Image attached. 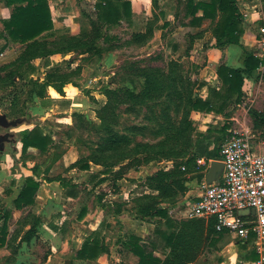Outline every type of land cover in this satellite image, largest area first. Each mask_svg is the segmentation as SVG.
<instances>
[{"label": "rangeland", "instance_id": "374dc122", "mask_svg": "<svg viewBox=\"0 0 264 264\" xmlns=\"http://www.w3.org/2000/svg\"><path fill=\"white\" fill-rule=\"evenodd\" d=\"M48 1L56 27L50 35L39 38L38 46L25 51L18 43H0V144L2 151H10L19 180L38 167L37 179L67 182L56 199L64 205L68 221L83 207L90 214L100 211L106 260L111 262V213L149 220L146 213L163 207L180 222L186 221L197 191L186 183L189 175L200 179L186 163L196 146L209 142L213 151L229 131L242 127L255 134L254 144L259 142L264 135V70L258 68L245 79L240 100L234 97L221 114L194 110L196 98L205 99L210 88H220V81L211 87L200 78L202 71L210 68L209 56L226 48L209 39L211 25L183 26L187 20L177 0H139L143 5L150 3V9L132 17L130 24L123 21L105 28L96 22L97 0H71V6L79 10L78 28L64 34L59 11L60 4L66 7L64 0ZM262 16L257 20L262 21L259 26L264 25ZM245 23H251L249 16ZM71 36L77 39L69 42L67 37ZM241 49L243 61V50H249L243 45ZM32 53L37 54L31 59ZM228 66L237 68L230 61ZM19 72L23 79L17 78ZM49 74H56L51 82L62 84L63 94L50 85L44 97H37L32 92ZM147 77L161 86L160 97L136 98L140 93L146 95ZM107 86L133 91V96L124 103L113 96L111 104L103 108L107 99L102 90ZM122 97L126 98L123 93ZM210 113L218 117L213 115L206 121L203 116ZM35 125L43 126L53 143L46 151L29 149L22 155L20 132ZM82 164L90 168L81 171L78 167ZM157 181L169 182L172 195L163 198L154 189ZM71 190L76 198L67 200L64 193ZM203 221L208 224V220ZM76 231L75 227L70 234L75 236ZM52 240L37 242L39 247L31 253L35 263H43L51 254V245L59 244L57 238ZM227 240L213 239L195 256L193 264L224 261L228 258L226 246L236 241L234 237Z\"/></svg>", "mask_w": 264, "mask_h": 264}, {"label": "crops", "instance_id": "0c3cea01", "mask_svg": "<svg viewBox=\"0 0 264 264\" xmlns=\"http://www.w3.org/2000/svg\"><path fill=\"white\" fill-rule=\"evenodd\" d=\"M129 1L133 8L132 17L138 16L143 10L150 9V3H148L149 5H143L144 3L139 2V0ZM236 1L239 11L245 9L249 13L251 20V23L247 25L243 21L244 32L240 38L241 45L250 51L254 49V37L256 28L259 26L258 23H262V21L257 20L260 17L263 18L264 3L261 0ZM59 2H62V0H59ZM63 2L66 7L64 8L63 4L59 6V11L61 12L60 27L64 28L66 31L64 34H67L69 29L74 30L78 28L80 14L77 7H74V10L71 6V0H64ZM50 10L54 27H56L52 6H50ZM9 14V8L0 2V23L2 20L7 19ZM72 15L75 16V19L72 18ZM202 24V26H210L211 21L205 19ZM209 39H213L211 34L209 35ZM1 42L4 45L8 44L4 40H0ZM4 54L5 52L2 51L1 55ZM241 54V47L232 45L227 46L224 51H219L209 56V62L213 67L210 65L209 70L202 71V75L200 76L201 80L207 83V86L215 87L219 83L216 68L220 64L228 65L229 61L235 64L236 67H241ZM213 115L215 114H204L203 117L208 121ZM215 116L216 118L218 117V115ZM190 164L192 165V162ZM31 175L32 173L25 176V178ZM25 178L21 181L19 180V171L13 172V160L10 151L8 149L0 151V234L5 227L7 234L5 244L0 248V264H64L67 260H71L73 264H136L138 258L130 252L128 245L132 237L139 239L138 246L146 254L152 255L161 262L166 261L170 257L173 237L179 232L182 224V221L180 222L171 213V210H166L167 216L165 218L154 216L148 217L149 220L141 218L130 219L120 215L118 212L111 213V262H109L106 260L105 255L107 252V243L104 239L105 237H103V230L100 227V211L90 214L88 208L83 207L82 209L86 210V214L83 217L79 218L81 209L73 220L68 221V216L63 211L65 208L64 205L56 199L58 193L62 195L63 187L61 186L60 179H48L46 181L37 178L35 179L39 182V188L34 198V204L18 208L15 205V200L24 187ZM186 185H189L191 189L197 188L195 193L197 198L198 179L189 175V181ZM64 196L67 200L76 198V196H67L66 192ZM121 200L123 201V199H119L118 202H122ZM196 200L194 198V201ZM161 208L163 209V207ZM53 209L56 213H54ZM193 219L203 218H189L183 222H189ZM75 227L77 231L74 236L70 232ZM95 232L99 235L103 252L93 261L76 258V253L80 250L82 244ZM233 237L236 241H230L226 246L228 258L224 261H219L217 264H264V240L259 242L254 236H250L247 239H240L234 234L222 233L211 235L210 242L213 239L228 241L227 238L230 240ZM54 238L58 239L59 246L57 244L51 245V254H48L43 263L39 261L35 263L31 258V253L36 247H39L37 242L40 239L46 242ZM206 246L208 247L210 245ZM72 254L73 256H71ZM253 256H256V258L253 259ZM193 263L190 262L188 264Z\"/></svg>", "mask_w": 264, "mask_h": 264}, {"label": "trees", "instance_id": "16d2710c", "mask_svg": "<svg viewBox=\"0 0 264 264\" xmlns=\"http://www.w3.org/2000/svg\"><path fill=\"white\" fill-rule=\"evenodd\" d=\"M264 3V0H261ZM10 10L9 17L1 21L3 32H0V40L6 42L18 43L25 46V51L31 47L39 45V38L51 34L54 24L52 20L51 10L48 0H0ZM179 9L183 12V26L192 28L199 27L203 20L211 21V35L218 47L239 46L241 47L240 38L244 32L243 20L237 6L236 0H177ZM96 22L99 26L110 28L119 25L121 22H132V4L129 0H97L95 3ZM95 25L93 26V28ZM68 41L77 39L76 36L67 37ZM108 39V37H106ZM244 56L242 66L233 68L225 64H220L217 68V76L220 81V88L209 89L207 98H196L193 102V109L205 112H213L221 114L227 103L234 97L239 101L245 79H248L260 65V59L255 56L254 51L243 50ZM37 53L30 54V58L36 56ZM32 59V58H31ZM31 72L35 71L32 65H27ZM56 74H49L48 79L40 85L38 90L32 93L37 97H44L47 86L53 87L59 94H63L62 84L54 85L51 77ZM23 79L19 72L17 78ZM163 90L159 84L149 79H145L144 94H138L136 98L151 96L158 98ZM122 93L126 98L122 97ZM102 94L106 97L107 107L111 104L113 96H117L118 102L124 103L128 97L133 96V91H123L122 89H111L108 86L102 90ZM126 94V95H125ZM264 121V116L262 117ZM21 138V154H27L29 149L38 151H46L53 143V139L49 132L41 125H35L32 128L25 129L20 132ZM221 142V141H220ZM210 143L196 146L192 151V157L187 160V164L192 162L189 170H194L195 159L204 157L206 159H219L220 143L213 148V152H208ZM81 171L90 168L88 164H82L78 167ZM185 168V167H184ZM39 168L32 169V175L24 180V187L21 189L17 199L16 207L29 206L34 204V198L39 188V182L35 179L39 176ZM174 175V174H172ZM164 175L163 177H165ZM201 178V177H200ZM163 179V178H162ZM200 180V179H199ZM61 181L63 188L67 187V182ZM162 183V184H161ZM174 183V182H173ZM154 189L158 190L163 198L172 195L171 186L168 182L157 181ZM67 196L75 197L76 192L71 190L66 192ZM118 212V211H117ZM86 214V210L82 209L79 218ZM145 216H160L165 218L166 211L160 207L153 208ZM214 220L210 219L206 224L203 219H193L189 222H182L179 232L173 237L171 243L170 257L161 262L152 255L146 254L140 246L139 239L132 237L130 243V252L134 254L138 261L136 264H188L192 262L195 256L201 252L204 246L208 245L213 234H222L215 230ZM6 227L0 234V248L6 242ZM103 252L97 232L92 233L90 237L82 244L76 253V258L80 260L93 261ZM253 259L256 256L252 257Z\"/></svg>", "mask_w": 264, "mask_h": 264}, {"label": "built area", "instance_id": "2783aa9c", "mask_svg": "<svg viewBox=\"0 0 264 264\" xmlns=\"http://www.w3.org/2000/svg\"><path fill=\"white\" fill-rule=\"evenodd\" d=\"M258 1V0H257ZM242 20L249 16L240 11ZM254 54L264 70V25L256 28ZM255 134L248 127L229 131L220 142L221 174L212 183L205 175L213 159H195L198 180L197 200L189 209V218L213 219L219 233L234 234L240 239L254 236L264 240V135L254 144ZM184 170V167L182 168ZM251 211H254L252 214ZM243 212V215L239 213Z\"/></svg>", "mask_w": 264, "mask_h": 264}, {"label": "water", "instance_id": "95a60500", "mask_svg": "<svg viewBox=\"0 0 264 264\" xmlns=\"http://www.w3.org/2000/svg\"><path fill=\"white\" fill-rule=\"evenodd\" d=\"M2 150H3V144L1 143L0 144V151H2ZM222 168H223V164L220 161L213 160L210 163V167H209V169L205 175L206 182L210 184L213 181H215L216 179H218L220 174H221ZM251 212H252V214H254V211H251ZM239 214L243 215L244 213L241 212Z\"/></svg>", "mask_w": 264, "mask_h": 264}]
</instances>
